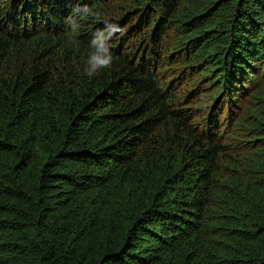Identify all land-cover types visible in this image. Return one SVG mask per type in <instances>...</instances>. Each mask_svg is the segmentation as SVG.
Masks as SVG:
<instances>
[{"label": "trees", "instance_id": "obj_1", "mask_svg": "<svg viewBox=\"0 0 264 264\" xmlns=\"http://www.w3.org/2000/svg\"><path fill=\"white\" fill-rule=\"evenodd\" d=\"M0 264H264V0H0Z\"/></svg>", "mask_w": 264, "mask_h": 264}, {"label": "clouds", "instance_id": "obj_2", "mask_svg": "<svg viewBox=\"0 0 264 264\" xmlns=\"http://www.w3.org/2000/svg\"><path fill=\"white\" fill-rule=\"evenodd\" d=\"M89 15L99 16V13L93 12L86 4L81 8H73L72 14L66 19V24L75 32L79 29V20H83ZM123 29L116 23L105 21L104 29H98L93 33L89 43L91 51L85 60L84 74L88 77L97 75L100 71L109 69L113 63V54L111 52L109 41Z\"/></svg>", "mask_w": 264, "mask_h": 264}]
</instances>
